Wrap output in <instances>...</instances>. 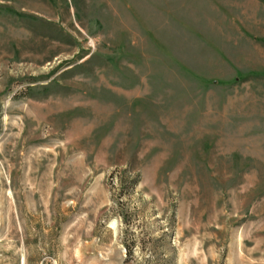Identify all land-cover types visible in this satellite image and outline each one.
Wrapping results in <instances>:
<instances>
[{
	"label": "rangeland",
	"instance_id": "obj_1",
	"mask_svg": "<svg viewBox=\"0 0 264 264\" xmlns=\"http://www.w3.org/2000/svg\"><path fill=\"white\" fill-rule=\"evenodd\" d=\"M0 264H264V4L0 0Z\"/></svg>",
	"mask_w": 264,
	"mask_h": 264
},
{
	"label": "trees",
	"instance_id": "obj_2",
	"mask_svg": "<svg viewBox=\"0 0 264 264\" xmlns=\"http://www.w3.org/2000/svg\"><path fill=\"white\" fill-rule=\"evenodd\" d=\"M259 1H260L261 3H263V4H264V0H259ZM127 250H128V249H127ZM127 254H129V253H128V251H127Z\"/></svg>",
	"mask_w": 264,
	"mask_h": 264
}]
</instances>
